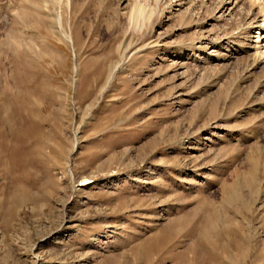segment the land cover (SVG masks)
<instances>
[{
  "label": "rangeland",
  "instance_id": "1",
  "mask_svg": "<svg viewBox=\"0 0 264 264\" xmlns=\"http://www.w3.org/2000/svg\"><path fill=\"white\" fill-rule=\"evenodd\" d=\"M176 1L0 0V264H264L261 7Z\"/></svg>",
  "mask_w": 264,
  "mask_h": 264
},
{
  "label": "bare ground",
  "instance_id": "2",
  "mask_svg": "<svg viewBox=\"0 0 264 264\" xmlns=\"http://www.w3.org/2000/svg\"><path fill=\"white\" fill-rule=\"evenodd\" d=\"M51 1V0H50ZM56 2V0H54ZM185 0H177L174 6H181L182 4H184ZM193 3L192 7L195 6V0H192ZM237 1V0H235ZM252 4L257 7H261V10L258 11L259 14L254 13L252 10L248 11L247 13L249 14V16H251V20L249 21L250 23L246 24V26H244L242 29L238 30V32H236V37L240 38V40H243V42L241 41V47H238L234 50H236V52H244V51H249V56H250V60H251V69L254 68V66H256L257 63L259 62H264V1L263 0H251ZM42 3H46V2H42ZM135 3V2H134ZM169 3V2H168ZM190 3V4H191ZM221 3L230 6V4H232V1L230 0H221ZM235 5H237V3H239V1L234 2ZM51 4H53V2H51ZM48 6V5H47ZM173 5H171V3L167 4V7H171ZM54 7V6H53ZM147 8V7H146ZM222 8V7H221ZM220 10V9H219ZM218 10V11H219ZM25 11V10H24ZM23 11V12H24ZM148 11V9H147ZM143 5L140 4L139 2H136L135 5H133V7H131L129 9V19L132 18L133 20H139V19H144L146 17V14H151V12H147ZM153 12V11H152ZM223 13V12H222ZM28 14V13H27ZM21 16H19L20 18ZM23 17L25 18V14H23ZM22 17V18H23ZM60 17V16H59ZM19 20V19H18ZM25 19H20V21H23ZM138 22V21H137ZM30 26V25H29ZM31 27V26H30ZM242 33H246L245 35H242ZM242 35V36H240ZM208 34H201L198 38V40L195 42L196 46L198 48V50H201L199 53H203L205 55L204 58L200 59L201 61L199 62H204L205 60L210 61V60H215L219 59L221 61H226L227 63L230 61L229 58L232 57V55H221L219 58L216 57L212 52H207L209 48H216V47H223V45H228V43H232L228 40L227 37H223L222 39H220L218 42H213L214 40H212V38L207 37ZM69 36L67 35V38ZM23 43V42H22ZM30 43V42H29ZM20 44V43H19ZM32 45V44H31ZM26 46V45H25ZM234 46V44H233ZM207 47V49L203 50V48ZM24 47H22V51ZM241 48V49H240ZM201 57V56H200ZM199 57V58H200ZM185 58V57H184ZM197 58V57H195ZM203 60V61H202ZM181 61V60H179ZM177 64H180V66H182L180 62H177ZM183 68V67H182ZM249 69V70H251ZM10 104V103H9ZM204 140L206 141L207 138L205 137ZM255 163H257L256 161H254ZM253 162V163H254ZM254 163V164H255ZM257 165V164H256ZM255 166V165H254ZM253 167V165H252ZM255 169V168H254ZM254 171V170H252ZM83 180H86L83 179ZM88 180V179H87ZM245 181V180H244ZM248 182V181H247ZM250 182V181H249ZM249 184V183H248ZM240 185V184H239ZM247 186V185H246ZM237 188V186H236ZM239 193L237 192V195ZM240 196V195H239ZM231 198V197H230ZM236 198V195H233L232 200ZM234 201V200H233ZM231 202V201H230ZM224 207V206H223ZM263 220V219H262ZM213 224V223H212ZM210 224V225H212ZM229 225V224H228ZM215 226V225H213ZM210 226V227H213ZM217 227V226H216ZM211 231V228H209ZM213 229V228H212ZM218 229V228H217ZM216 229H214L213 231H215ZM220 231V230H219ZM220 233V232H219ZM208 235V234H207ZM216 236V235H215ZM239 244V243H238ZM240 248V247H239ZM248 250V249H247Z\"/></svg>",
  "mask_w": 264,
  "mask_h": 264
}]
</instances>
